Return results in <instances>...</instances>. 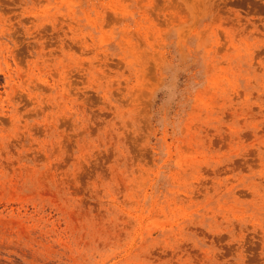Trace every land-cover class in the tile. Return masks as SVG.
I'll list each match as a JSON object with an SVG mask.
<instances>
[{
    "label": "rangeland",
    "instance_id": "obj_1",
    "mask_svg": "<svg viewBox=\"0 0 264 264\" xmlns=\"http://www.w3.org/2000/svg\"><path fill=\"white\" fill-rule=\"evenodd\" d=\"M0 264H264V0H0Z\"/></svg>",
    "mask_w": 264,
    "mask_h": 264
}]
</instances>
